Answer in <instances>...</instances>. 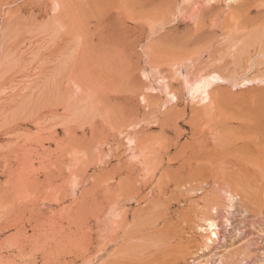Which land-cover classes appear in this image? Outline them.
<instances>
[{"label": "rangeland", "instance_id": "obj_1", "mask_svg": "<svg viewBox=\"0 0 264 264\" xmlns=\"http://www.w3.org/2000/svg\"><path fill=\"white\" fill-rule=\"evenodd\" d=\"M121 1L0 0V264H264V0Z\"/></svg>", "mask_w": 264, "mask_h": 264}, {"label": "bare ground", "instance_id": "obj_2", "mask_svg": "<svg viewBox=\"0 0 264 264\" xmlns=\"http://www.w3.org/2000/svg\"><path fill=\"white\" fill-rule=\"evenodd\" d=\"M58 1V4L60 5H68L69 3H71L72 1H74V0H57ZM121 1V0H120ZM123 1V0H122ZM121 1V2H122ZM121 2H119L118 4H120ZM111 4L113 3V1H111L110 2ZM109 3V4H110ZM121 4H123V3H121ZM59 7V6H58ZM57 7V8H58ZM65 9V10H64ZM64 10V11H63ZM65 11H66V8L65 7H61V10H59V13L57 12V14L58 15H60V12H62V13H64L65 14ZM56 17H57V15H55ZM217 93H214L213 91H210V90H207L206 89V91H205V100L207 101V103H205V104H209L211 107H214L215 106V98H216V102H217V97H215V96H217L216 95ZM215 97V98H214ZM203 99V98H202ZM217 104V103H216ZM208 105V106H209ZM203 183V182H202ZM193 185V184H192ZM203 186V185H202ZM107 188V187H106ZM112 188V187H111ZM110 188V189H111ZM192 188V187H191ZM109 189V188H108ZM187 189V188H186ZM192 189H194V187L192 188ZM115 190V189H114ZM109 191V190H108ZM193 191V190H192ZM195 191V190H194ZM113 192V191H112ZM107 193V192H106ZM195 193V192H194ZM113 194V193H112ZM190 194V193H189ZM109 195V194H108ZM113 197V196H112ZM206 199V198H205ZM111 199H109V205L111 206V207H113L111 204H115V201H110ZM195 202V201H194ZM197 202V201H196ZM4 203V202H3ZM194 204V203H193ZM198 204V203H197ZM231 213V212H230ZM202 214V213H201ZM205 214V213H204ZM203 214V215H204ZM208 215V214H207ZM231 215H233V214H231ZM198 218H200V216L198 217ZM201 218H203V220L205 221V223L204 224H206L207 225V227H205V228H202V226L204 225H202V223L200 224H191V225H189V228H193V227H197L198 229H203V230H208L207 232H206V234L205 235H203L202 237V240H204V245H206L207 246V243H208V241L210 242V241H213V240H215V238L217 237L216 236V232H215V230H214V228H215V222H214V216L213 217H210V216H202ZM189 219V218H188ZM200 220V219H199ZM231 223V222H230ZM229 223V224H230ZM227 224H228V222H227ZM187 225H188V223H187ZM205 226V225H204ZM217 227V226H216ZM233 229V228H232ZM202 230V231H203ZM235 230V229H234ZM237 231V230H236ZM261 231V230H260ZM240 232V231H239ZM211 234H214L213 236L211 235ZM239 236V235H238ZM239 250V249H238ZM195 253V252H194ZM214 253V252H213ZM215 254V253H214ZM231 254H232V252H231ZM224 256V255H223ZM223 256H218V258H219V260L220 259H222L220 262H219V260H218V262L216 263V264H228V262H229V260H230V257H231V255H229V256H225V257H223ZM212 259V258H211ZM210 261H213V260H210ZM215 262V261H214ZM194 263V262H193ZM211 264L210 262H207V260L205 259V261H204V263L203 264ZM195 264H201V262L200 261H198V262H196Z\"/></svg>", "mask_w": 264, "mask_h": 264}]
</instances>
